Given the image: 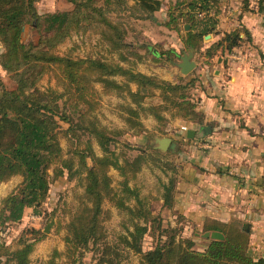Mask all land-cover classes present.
Segmentation results:
<instances>
[{"label": "trees", "instance_id": "obj_1", "mask_svg": "<svg viewBox=\"0 0 264 264\" xmlns=\"http://www.w3.org/2000/svg\"><path fill=\"white\" fill-rule=\"evenodd\" d=\"M38 2L0 0V71L5 72L15 84L8 89L0 80V184L16 176L22 177V182L2 201L1 225L19 223L26 211H38L49 195L52 184L50 170L54 169V178L64 176L65 171L72 178L76 169L74 158H77L78 169L85 174V184L84 199L66 226L64 256L70 264L80 263L87 251L94 253V264H121L125 249L138 255L140 264H264V259L256 260L249 255L250 235L239 224L214 220H207L200 231L196 229V233L220 232L225 240L203 239L206 242L203 251L196 249L192 238L179 236L177 229H165L159 222L157 229L161 230L157 245L143 251L142 239L149 223L156 220L152 210L145 207L140 191L131 187L130 182L148 156L142 152L133 161L125 160L120 164L119 156L110 149L116 139L100 127L94 116L100 105V94L95 85L101 84L105 94H126L136 104V108L123 106L127 132L133 135L146 131L142 116L152 115L164 120L159 111L168 109L167 105L173 108V116L203 125L197 104L191 99L194 80L173 84L121 65L128 61L124 53L130 54L132 48L125 42L127 25L120 18L130 13L129 20L153 21L164 0H67L72 4V10L45 15L39 14ZM258 6L260 12L264 11V0H259ZM175 7L177 14L171 12L170 7L165 26L181 31L184 23L190 25V30L181 36L183 49L185 52L190 49L200 52L204 38L214 33L218 25L220 1L182 0L177 1ZM30 23L39 35L37 43L23 40L26 26ZM101 28V40L106 43L107 51L118 53L121 62L113 65L102 57L74 59L56 52L74 32L86 33ZM240 35V30L225 34L205 51L204 57L211 59L220 52L232 53L242 42ZM145 49L155 58L167 56L171 60L182 55L175 50L158 54L154 49ZM131 54L142 59L136 52ZM51 71L66 85L69 99L63 104L60 103L64 94L52 89L42 91L38 86ZM131 85H135L137 90L133 91ZM152 98L161 99L160 104L146 110L143 103ZM72 102L81 108L78 121H74L69 113ZM61 122L69 126L64 134L76 141L75 150L67 159L59 139ZM204 128L202 131L207 135ZM121 133L116 132V135ZM83 136L98 143L102 151L100 156L94 152L90 140L86 142L84 151L76 148L77 140L80 141L79 146L83 143ZM88 161H91V166ZM111 168L118 169L124 177L119 182L120 190L112 185ZM176 183L177 178H171L162 196L164 206L169 209L174 207ZM131 200L135 206L128 204ZM108 202L126 211L132 219L130 226L133 230L128 227L126 235H120L115 244L107 241L104 226L108 216L104 204ZM140 219L142 222L137 221ZM30 235L32 238L24 233L14 249L0 245V257L6 256V264H31L30 255L46 235L35 229H31ZM61 256L62 253L55 250L49 264H54Z\"/></svg>", "mask_w": 264, "mask_h": 264}, {"label": "rangeland", "instance_id": "obj_2", "mask_svg": "<svg viewBox=\"0 0 264 264\" xmlns=\"http://www.w3.org/2000/svg\"><path fill=\"white\" fill-rule=\"evenodd\" d=\"M182 0H167L166 8L159 11L156 14V22L149 21H133L130 18V13L125 14V17H119L121 22H125L127 25L128 35L125 38V42L130 45L129 53H124L128 57V61H122L123 67L132 69L136 73L145 72L148 74L159 75L160 72H165L168 69L175 72L176 66L174 63H180V57L185 52L181 49V43L179 38L181 34L184 35L185 25L183 24V30L174 31L165 26L168 22V12H175L176 2ZM189 1V0H187ZM37 9L39 14L45 15L49 13L70 11L73 9L72 4L67 0H39L37 3ZM161 23L160 27L157 25ZM158 26V27H157ZM90 30L86 33L74 32L70 38H68L62 45H60L56 52L60 56H70L74 59L92 58H104L109 61L110 64H117L121 62L118 53L110 54L107 51L105 42L101 40V32L103 28ZM181 39V38H180ZM25 42L37 43L39 35L34 31L33 24L30 23L26 26L23 36ZM0 44V53H1ZM145 47L154 49L155 52L168 53L170 49H179L180 57L167 59L168 57L155 58ZM136 52L142 59L139 60L131 53ZM196 54V53H195ZM204 56V55H203ZM196 57L194 55L193 60ZM207 61L208 58L204 57ZM203 57L197 56V62H206ZM195 74V70L189 74L191 76ZM152 76V75H150ZM158 77V76H157ZM122 78H117L121 81ZM0 80L5 87L11 89L14 87V83L5 72H0ZM194 80V79H192ZM42 91L52 89L59 94H64V98L60 104H63L66 99H69L67 88L64 82L58 79L55 72H48L38 84ZM96 90L100 94V105L94 116L98 120L100 127L110 132V135L116 139V142L112 144L111 150L119 156L120 164H123L125 160L133 161L138 156L143 155L146 157V163L142 162L141 170L135 175V179L130 182L131 187L140 191V197L144 201L146 208L152 210V215L156 222L149 223L148 231L142 239L143 251H149L153 249L158 242L160 230L157 228V222L161 223L163 228H175L178 231V235L185 238H192L196 242V249L203 251L206 246V242L201 237L202 233H196L198 229L193 226L189 220L185 217L177 214L172 209L164 206L162 196L165 192V186L169 184L171 178H177V171L184 167L183 163L187 161V156H190L191 145L179 144L177 142V134L173 130H169L167 124L171 122L175 117L173 116V108L167 105L166 110H161L159 113L164 117V120L160 121L154 116L149 115L147 117H141V122L144 125L143 133L133 135L127 132V123L124 116H126L123 106L131 105L136 108V104L126 96V94H118L112 92L105 94L101 84L95 85ZM159 98L147 99L144 106L146 110H150L151 106H158L160 104ZM69 102H71L69 100ZM75 102L69 107V113L73 116L74 121H78L79 111L81 108H77ZM150 113V112H148ZM151 114V113H150ZM59 139L62 146L65 158H71V153L75 150L76 141L71 139L70 136L64 134V131L68 129V125L64 122L60 123ZM136 132V130L134 129ZM181 133L183 132L180 129ZM116 132H122L121 135H116ZM127 132V133H126ZM186 134V132H184ZM144 136V138H142ZM185 136V135H184ZM182 138H186V136ZM158 138H171L174 142L171 143L166 152H162L156 149L155 140ZM82 144L79 146L77 139V149L85 150L89 140L94 149V152L100 156L102 154L101 148L96 141H93L86 136H83ZM140 140H143L140 142ZM143 152V153H142ZM75 160V173L72 178L69 177L68 172L65 171L64 176L60 178H54V169L50 170L52 184L50 187L49 195L45 203L38 209L26 211L21 222L16 224L1 225L0 221V245L5 244L10 247L16 248V243L25 233L29 238L31 229L41 230L46 237L43 241L39 242L30 255L31 264H49L51 262L55 250L62 253V256L57 258L54 264H70V261L64 256L66 248L64 238L67 235L66 226L70 221L72 214L77 210V207L84 195L85 174L78 169V159ZM145 161V160H144ZM89 166L92 165L91 161H88ZM109 175L113 179V186L115 189L120 190L119 182H122L121 172L118 169L111 168ZM22 182L21 176L13 177L11 180L0 184V211L2 208V201L10 195L14 189ZM128 204L135 206L133 200ZM104 210L108 213L107 219L104 223L107 241L111 244H115L119 241L120 235H126L128 227L132 229L131 216L126 212L116 208L115 205L110 202L104 204ZM185 218V219H182ZM142 222V219L137 220ZM53 223V225H52ZM49 233H45V228L50 226ZM200 231V229H199ZM122 246V245H121ZM123 247V246H122ZM1 264H6V256L0 257ZM77 264H94V253L91 251L85 252L84 257L80 263ZM121 264H140V257L134 254L133 251L124 250Z\"/></svg>", "mask_w": 264, "mask_h": 264}, {"label": "crops", "instance_id": "obj_3", "mask_svg": "<svg viewBox=\"0 0 264 264\" xmlns=\"http://www.w3.org/2000/svg\"><path fill=\"white\" fill-rule=\"evenodd\" d=\"M219 1L216 30L194 53L195 74L184 76L176 63L175 72L141 73L173 84L195 81L191 99L203 125L180 117L167 124L179 144L191 145L190 156L177 171L172 210L198 229L207 220L246 227L249 255L258 260L264 259V11H259V0ZM237 30L242 39L239 47L205 60L207 49ZM197 56L206 62H197ZM131 88L137 90L135 85ZM183 127L194 130L195 137L188 139V131H180ZM203 127L208 128L207 135Z\"/></svg>", "mask_w": 264, "mask_h": 264}, {"label": "water", "instance_id": "obj_4", "mask_svg": "<svg viewBox=\"0 0 264 264\" xmlns=\"http://www.w3.org/2000/svg\"><path fill=\"white\" fill-rule=\"evenodd\" d=\"M185 30L189 31L190 25H186ZM208 37L209 36L205 37V39H208ZM194 53H195L194 49H190L188 52H184L183 55L180 57L181 62L176 63V66L180 69L181 73L184 76L189 75L196 68V63L193 60ZM204 131L208 132L209 130L208 128H204ZM186 136L188 139H193L195 137V131L189 130ZM171 143H172L171 138H158L155 140V144L157 145L155 148L161 150L162 152H166L169 146L171 145ZM50 227L51 225L45 228V233H49ZM244 230L247 232L246 227H244ZM201 237L205 240H217V241L225 240V236L220 232H206Z\"/></svg>", "mask_w": 264, "mask_h": 264}, {"label": "built area", "instance_id": "obj_5", "mask_svg": "<svg viewBox=\"0 0 264 264\" xmlns=\"http://www.w3.org/2000/svg\"><path fill=\"white\" fill-rule=\"evenodd\" d=\"M182 131H183V132H187L188 129H187L186 127H183V128H182Z\"/></svg>", "mask_w": 264, "mask_h": 264}]
</instances>
